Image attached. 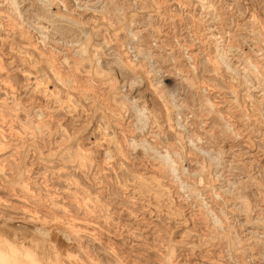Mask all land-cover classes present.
Returning <instances> with one entry per match:
<instances>
[{"label":"rangeland","instance_id":"rangeland-1","mask_svg":"<svg viewBox=\"0 0 264 264\" xmlns=\"http://www.w3.org/2000/svg\"><path fill=\"white\" fill-rule=\"evenodd\" d=\"M0 264H264V0H0Z\"/></svg>","mask_w":264,"mask_h":264},{"label":"bare ground","instance_id":"bare-ground-1","mask_svg":"<svg viewBox=\"0 0 264 264\" xmlns=\"http://www.w3.org/2000/svg\"><path fill=\"white\" fill-rule=\"evenodd\" d=\"M182 4H183V3H182ZM18 55H19V54H18ZM213 61H214V60H213ZM252 65H253V64H252ZM46 86H48V85H46ZM212 111H213V110H212ZM32 114H33V113H32ZM39 114H40V113H39ZM37 115H38V114H37ZM34 116H35V115H34ZM39 116H40V115H39ZM31 117H32V116H31ZM40 118H42V117H40ZM29 120H30V119H29ZM24 146H25V145H24ZM82 151H83V150H82ZM81 154H82V153H81ZM206 179H207V178H206ZM200 180H201V179H200ZM202 180H203V179H202ZM194 181H195V180H194ZM154 182H155V181H154ZM147 183H148V182H147ZM204 184H205V183H204ZM208 184H209V183H208ZM210 184H211V183H210ZM208 188H209V187H208ZM232 192H233V191H232ZM20 197H22V196H19V198H20ZM231 197H232V196H231ZM10 205H11V204H10ZM12 205H13V204H12ZM48 205H49V204H48ZM13 208H15V207L13 206ZM15 209H16V208H15ZM16 210H17V209H16ZM48 211H50V210H48ZM55 214H56V213H55ZM22 218H23V217H22ZM46 218H47V217H46ZM75 220H76V219H75ZM75 220H74V221H75ZM24 221H25V220H24ZM19 223H20V222H19ZM26 223H27V222H26ZM23 224H24V222L22 223V225H23ZM18 225H19V224H18ZM24 225H26V224H24ZM28 225H29V224H28ZM35 225H36V224H35ZM20 226H21V225H20ZM30 226H32V225H30ZM18 227H19V226H18ZM28 227H29V226H28ZM50 227H51V226H50ZM1 228H2V227H1ZM4 228H5V227H4ZM21 228H22V227H21ZM21 228H20V229H21ZM13 229H15V228H13ZM16 229H17V228H16ZM16 229H15V230H16ZM18 229H19V228H18ZM22 229H26V227H25V228H22ZM27 229H28V228H27ZM31 229H32V227H31ZM58 229H59V228H58ZM9 230H11V229H9ZM15 230H14V231H15ZM12 231H13V230H12ZM14 231H13V232H14ZM24 231H25V230H24ZM31 231H32V230H31ZM16 232H18V231H16ZM19 233L21 234L20 231H19ZM33 233H34V232H33ZM24 234H25V233H24ZM24 234H23V235H24ZM16 236H17V234H16ZM36 237H38V236H36ZM16 238H17V237H16ZM30 238H31V237H30ZM33 238H35V237H33ZM39 240H41V239H39ZM29 241H30V240H29ZM21 243H22V245L25 244V243H23V242H21ZM45 243H46V242H45ZM53 244H54V243H53ZM59 244H60V243H59ZM14 245H15V244H14ZM25 245H26V244H25ZM16 246H17V245H16ZM16 246H15V247H16ZM55 247H56V246H55ZM69 247H70V246H69ZM41 248H42V247H41ZM57 249H59V248H57ZM64 249H65V248H64ZM38 250H39V249H38ZM42 250H43V249H42ZM56 251H57V250H56ZM45 255H46V254H45Z\"/></svg>","mask_w":264,"mask_h":264}]
</instances>
